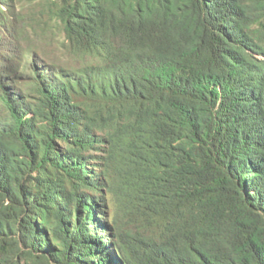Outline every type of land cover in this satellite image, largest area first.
I'll use <instances>...</instances> for the list:
<instances>
[{
  "label": "trees",
  "instance_id": "obj_1",
  "mask_svg": "<svg viewBox=\"0 0 264 264\" xmlns=\"http://www.w3.org/2000/svg\"><path fill=\"white\" fill-rule=\"evenodd\" d=\"M0 264H264V0H0Z\"/></svg>",
  "mask_w": 264,
  "mask_h": 264
}]
</instances>
